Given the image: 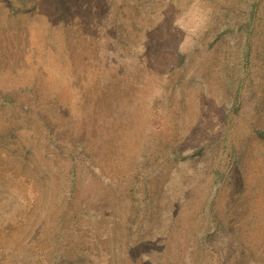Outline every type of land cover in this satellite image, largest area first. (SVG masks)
Masks as SVG:
<instances>
[{
  "label": "rangeland",
  "instance_id": "374dc122",
  "mask_svg": "<svg viewBox=\"0 0 264 264\" xmlns=\"http://www.w3.org/2000/svg\"><path fill=\"white\" fill-rule=\"evenodd\" d=\"M0 0V264H264V0Z\"/></svg>",
  "mask_w": 264,
  "mask_h": 264
},
{
  "label": "trees",
  "instance_id": "16d2710c",
  "mask_svg": "<svg viewBox=\"0 0 264 264\" xmlns=\"http://www.w3.org/2000/svg\"><path fill=\"white\" fill-rule=\"evenodd\" d=\"M258 10V0H253L250 4H247V6L244 9V16H245V23L241 24V27H244L246 31H248L252 25L253 21L255 19V16L257 14ZM256 136L259 139L264 140V129H257L255 130Z\"/></svg>",
  "mask_w": 264,
  "mask_h": 264
}]
</instances>
